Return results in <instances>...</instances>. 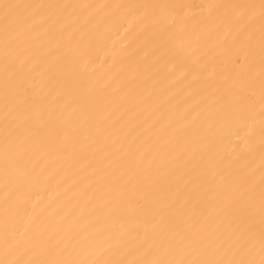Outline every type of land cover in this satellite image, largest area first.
<instances>
[{"label":"bare ground","instance_id":"obj_1","mask_svg":"<svg viewBox=\"0 0 264 264\" xmlns=\"http://www.w3.org/2000/svg\"><path fill=\"white\" fill-rule=\"evenodd\" d=\"M0 264H264V0H0Z\"/></svg>","mask_w":264,"mask_h":264}]
</instances>
